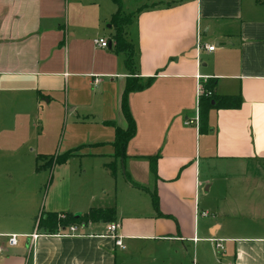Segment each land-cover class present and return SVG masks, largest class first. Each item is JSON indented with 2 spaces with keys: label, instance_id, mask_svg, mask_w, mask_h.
<instances>
[{
  "label": "crops",
  "instance_id": "1",
  "mask_svg": "<svg viewBox=\"0 0 264 264\" xmlns=\"http://www.w3.org/2000/svg\"><path fill=\"white\" fill-rule=\"evenodd\" d=\"M120 5L134 78L150 81L127 96L124 158L113 1L0 0V234L21 237L0 264H264V0ZM197 76L242 100L208 110L203 132ZM92 209L115 210L125 249L109 223L28 238L41 212Z\"/></svg>",
  "mask_w": 264,
  "mask_h": 264
},
{
  "label": "trees",
  "instance_id": "2",
  "mask_svg": "<svg viewBox=\"0 0 264 264\" xmlns=\"http://www.w3.org/2000/svg\"><path fill=\"white\" fill-rule=\"evenodd\" d=\"M117 7L116 13L111 19V26L114 29V35L112 36V41L114 43L115 53L126 54L125 67L130 75L127 80L125 91L122 95L121 110L124 118L127 122L126 131H121L119 129L115 130V156L117 158H124V149L127 142L133 138L135 134V125L130 114L127 96L132 92H139L144 90L150 85V81L146 83L142 82L138 78H134V64H133V49L130 44H128L124 39V27L131 23V16H124L121 12L120 0H112ZM122 19H125L124 21ZM215 82L206 81L203 84V94L199 97V123L201 131L206 126V116L210 109H238L241 106L242 100L239 96L237 97H216L213 95V90L215 88ZM210 93V96H207ZM203 132V131H202ZM68 155H65L60 160L57 161L58 164L64 162ZM112 177H114V168L112 165L107 166ZM152 171L154 169L152 168ZM127 181L128 178H126ZM154 207L157 208V201H153ZM115 221V210L107 209H92L86 214H69V213H43L41 212L35 220V228L38 232L43 235H56L60 231L65 230L72 226L85 227L92 223H113Z\"/></svg>",
  "mask_w": 264,
  "mask_h": 264
},
{
  "label": "built area",
  "instance_id": "3",
  "mask_svg": "<svg viewBox=\"0 0 264 264\" xmlns=\"http://www.w3.org/2000/svg\"><path fill=\"white\" fill-rule=\"evenodd\" d=\"M92 43L94 46L99 47V48H107L108 47V42L107 40H105L104 38L101 37H95L92 39ZM205 49H207V51L212 52L214 51L215 47L214 46H203ZM197 80L198 81H204L202 80V78H200L199 76H197ZM206 80V79H205ZM200 82L198 83V97H200L203 94V83ZM98 80L94 81V84H97ZM205 83V81H204ZM207 96H210V93H207ZM190 122H185L184 125L188 126L190 125ZM199 216L201 217H207V213L202 212V213H198ZM118 229L119 226L115 223H111L107 226V235L111 238L114 239V244L117 248L119 249H125V245L123 244V240L122 238L118 235ZM77 232V227L76 226H72L69 227L65 230L60 231V233L58 235H75ZM41 234L40 232L37 231L36 228H34L33 233L28 237L30 242H34ZM21 237L18 235H5V234H0V257L9 249H13L15 247H17L18 243H19V239ZM215 247L219 250V251H223V245L221 241H214ZM195 264V263H193Z\"/></svg>",
  "mask_w": 264,
  "mask_h": 264
},
{
  "label": "rangeland",
  "instance_id": "4",
  "mask_svg": "<svg viewBox=\"0 0 264 264\" xmlns=\"http://www.w3.org/2000/svg\"><path fill=\"white\" fill-rule=\"evenodd\" d=\"M123 21L125 20V19H122Z\"/></svg>",
  "mask_w": 264,
  "mask_h": 264
}]
</instances>
